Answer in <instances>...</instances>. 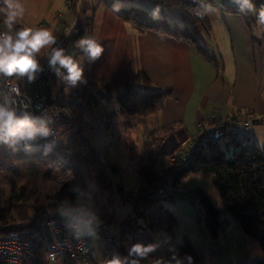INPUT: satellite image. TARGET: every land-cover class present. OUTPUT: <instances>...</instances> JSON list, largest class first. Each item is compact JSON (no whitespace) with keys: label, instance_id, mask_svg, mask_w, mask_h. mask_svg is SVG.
<instances>
[{"label":"crops","instance_id":"1","mask_svg":"<svg viewBox=\"0 0 264 264\" xmlns=\"http://www.w3.org/2000/svg\"><path fill=\"white\" fill-rule=\"evenodd\" d=\"M55 1L41 0L36 4L46 11L47 8L56 11L50 21L45 18L34 21L23 18L17 22L20 28L31 27L34 30L44 22L47 25L43 28L53 35H65L66 29L69 30L75 23L72 5L76 10L79 8L73 0H63V6L59 2L55 4ZM88 1L90 5L94 0ZM219 1L229 3V0ZM22 3L25 4L24 0ZM61 7L63 10H59ZM142 7L152 13L150 3H143ZM218 10V15L207 16L211 28L206 34L199 24H189L191 31L207 52L217 58V62L202 55L186 41L153 30H136L103 3L97 5L94 18H91L89 36H97L105 51L95 62H90L84 56L87 63L84 72L88 80L94 83L102 81L100 83L106 84L113 94L125 88L148 93L170 91L160 111L136 117L137 124H140V118H155L157 128L149 133L150 142L144 145V149L147 145L151 153L150 149L155 145L156 156L151 157L156 165L160 163L161 168L169 165L170 152L177 147L183 148L187 141L196 136L199 124L207 126L215 117L233 120L229 127L230 137L249 141V145L264 150V124H253L246 128L239 119H234L249 111L264 114V31L257 27L254 16ZM88 14L90 12L85 11L83 18ZM46 58V54H36L39 65ZM108 114L107 119L110 118L112 124V112ZM155 131L157 133L153 137L151 133ZM207 176L204 175L203 180L212 184V179ZM225 219L229 222V230L221 232L220 228L213 239L199 227L197 221L194 223L189 219L188 230L181 238L182 242L185 237L190 242L192 249L189 254L194 257V264H257L264 261V251L260 246L241 233L234 219ZM137 224L132 241L145 243L144 235L150 234L147 229H141L137 234L140 227ZM234 235L238 239L235 245L229 240ZM180 244L176 247L177 253L184 258L185 254L179 251ZM227 245L229 255L224 257L221 249ZM40 260V264H63L60 259L49 262L44 257ZM184 264H187V260Z\"/></svg>","mask_w":264,"mask_h":264},{"label":"trees","instance_id":"2","mask_svg":"<svg viewBox=\"0 0 264 264\" xmlns=\"http://www.w3.org/2000/svg\"><path fill=\"white\" fill-rule=\"evenodd\" d=\"M83 1L86 2L87 0ZM112 2L113 0H94L90 5L81 6L78 10L72 5L75 13V23L67 30L65 35L57 37L63 41V46L66 47L68 45L73 50L82 51L76 47V42L83 36H89L94 10L98 4L103 3L116 16L131 24L136 30L141 32L153 30L177 40L186 41L202 55L217 62V58L207 52L189 27V24H199L205 34L211 28L209 18L207 16L203 19L198 18L195 15V10L202 4L211 3L223 12L255 17L253 13L245 14L239 12L238 7L230 2L222 3L220 1L217 2V0H166L167 3L176 4L180 8L184 18V24L180 25L168 23L161 16L158 19H153L149 11L137 5L119 7V10L116 11ZM254 4L258 11L261 7H264V0H254ZM85 11H89L90 14L84 19ZM0 24L6 28L3 25L2 15H0ZM41 24H43V27L47 25L44 22ZM43 27L42 29H45ZM20 29V25L17 23L14 25L12 33ZM17 79L23 90L26 86H30L33 83V81H28L27 76L17 77ZM55 83L56 77L54 74L51 95L57 96L63 93V88L55 90L53 88ZM93 86V92L85 87L81 89L87 96L89 107L98 104L95 94L104 100L102 106L113 98L120 113L125 116L136 115L144 117L155 114L162 109L166 97L170 95V91L148 93L131 88H125L122 92L113 94L104 83ZM104 114L106 117L109 115L106 112ZM222 119L215 117L210 124L222 121ZM234 119L236 118L234 117ZM230 120L233 121L232 119ZM105 124L111 126L110 118L106 120ZM230 126L225 124V132L219 139H199L198 134L201 129L208 127V125L201 126L199 124L200 129L197 131L196 136L187 141L185 145L192 143L191 141L195 142V149L192 152L191 159L179 167L168 165L166 168H156L155 160L151 157L146 145L142 155V161L144 162L138 168L139 185L136 188L138 192L133 200V207L138 208L136 211L138 216L143 215L150 204L159 198L158 196H152L150 192V189L159 178H163L171 185L180 186L181 180L189 174L210 175L212 187L219 196L222 209L215 207L205 190L198 187L197 197L201 211L202 229L210 236L216 237L221 228L219 214L223 211L228 212L241 233L256 242L261 250L264 251V150L249 145V141L243 144V141L230 137ZM156 133L157 131L151 134L154 137ZM72 137V140L66 142L68 146L65 147L73 155L75 153L77 159L85 157V155H81L82 151L84 149L88 152L93 146L92 143L81 134ZM221 139H223V144L220 143ZM20 145L9 146L0 142V225L7 230L20 229L21 226L28 223L42 209L48 208L58 201L53 196V182H55V169L63 168L62 161L64 157H61L55 148L49 146L24 149L23 143ZM63 145L64 143H61L59 146ZM112 170L114 171L115 167H112ZM104 185L110 186L108 181L103 182L102 187ZM131 189L133 188L124 189L122 185H116V190L119 194ZM161 197L172 199L173 195ZM81 201L82 199L79 198L75 204H81L78 203ZM102 209V206H98V211H96L99 219L108 214L111 218L114 217L112 211ZM127 216L120 218L122 228L120 255L122 257H126L129 248L135 244L132 241V237L135 235L136 225H138L131 223L132 218ZM175 222L174 216L170 215L165 228L166 237L172 235ZM191 249L192 246L185 237L179 245V251L181 254H189ZM40 259L39 264L42 261ZM257 264H264V261Z\"/></svg>","mask_w":264,"mask_h":264},{"label":"rangeland","instance_id":"3","mask_svg":"<svg viewBox=\"0 0 264 264\" xmlns=\"http://www.w3.org/2000/svg\"><path fill=\"white\" fill-rule=\"evenodd\" d=\"M38 1L41 0H24L26 4H24L26 11L23 18L33 21L39 18H45L46 20L50 21L56 11L51 8H47L46 11L42 7H37L36 4L38 3ZM73 1L75 3L77 2L78 8H80L81 5L88 6L90 3L88 0L86 2H84L83 0ZM58 2L60 6H63V0H57L55 1V4H57ZM143 3H150L153 6V9L157 5H159L161 8L159 16L165 18L168 23H177L180 25L184 24V18L182 16L180 8L176 4L167 3L166 0H145L144 2H139L137 0H113L112 2L113 5H119L120 7H126L129 5H137L139 7H142ZM59 10H63V8ZM53 11L54 13H52ZM95 12L96 8L94 10V15ZM55 37L59 36L55 35ZM48 49L49 47L41 49V51L37 54H46L47 56H49ZM65 50L66 55H73L74 59L81 62V66L83 67V69L85 68V66H87L82 51L73 50V48H70L68 45L65 47ZM55 77L56 83L55 85H53V88L55 90H59L62 84L61 87L65 92V83L61 81L56 75ZM85 78L87 79L86 85L80 84L77 87L70 88L69 91L66 92L72 93V91H78L83 96L79 94L82 97V101L78 103L74 102L73 100L71 108L67 107L68 109L70 108L68 111L70 112L71 119L70 122L62 129L63 132L58 141V144L64 143V145L61 147L57 145L54 147L51 146V148H55V150L58 151L57 153L61 155V157L64 156L62 153L70 155V159L64 156L65 158H67V161H64L63 159V166L65 164H68L70 160L72 161L74 159L73 164L76 167L72 165L74 167L71 170H67L66 167L56 169L55 182H53V196L57 198L58 201L48 207L49 212H56L62 206L75 207L77 205L81 206L82 204L88 208H91L95 212L98 211V206H102L104 210H112V205H114V203L111 202L113 201L114 195H117L118 204L121 206V209L119 211V216L115 212L112 213L114 217L122 218L128 215L130 218H136V211L138 210V208H134L133 204L122 206L124 204L122 203L121 194H119V192H117L118 194H114V189H116L117 184L122 185L125 189L131 187L133 189H136L138 187V167L144 162L142 161V155L144 145L150 142V138L148 137L149 133L153 129L157 128L155 127V118L154 116H151L148 120H144L145 118L139 117L141 119V122L140 124H137L136 117L138 118V116H125L120 113L117 103L113 98L107 104H103V106H100L98 102V104L89 107L90 104L86 99L87 96L81 91V89L85 87L86 89H89L93 92V85H100V82L102 81L94 83L93 81H91V79L88 80L86 76ZM95 97L97 99L96 94ZM53 101L58 102L59 99L55 98ZM108 111L112 112L111 126H107L105 124L108 117H106L104 113H110ZM77 134H81L89 139L93 145L88 150V152L83 149L81 155H85V157H79L76 153V155L80 159H77L75 153L73 155L72 152L68 148H66L68 146L66 142L72 140V136H76ZM67 136L69 137V140L66 138ZM162 141L163 139L161 140V143ZM220 143L223 144V139L220 140ZM171 144L172 146L174 145L172 141ZM179 148L180 147H177L176 149ZM60 150L62 151V153L60 152ZM150 152L151 156H156L157 150L155 145L151 147ZM172 152H170L169 154V159ZM158 158L160 159V156H158ZM159 164L160 163L156 165L155 163L156 168L158 169L161 168ZM113 166L116 167L114 171L112 170ZM166 167H168V165L162 168ZM58 177H60L61 179H59ZM203 177L204 174L187 175L180 182V186L182 188V191L180 193H173V199H165L163 197H159L157 200L153 201L150 204L143 215H139L134 221L135 223L137 221V223L140 224L137 234H139L141 229H147V232L150 234L144 235L145 243L143 244H159V248L157 249V251L151 253L148 259L141 261L143 264H151L152 260L161 257L170 259L172 255V253L169 251L170 248H174L177 252L176 247L182 242V234L186 232V230H188L187 227L190 224L189 219H192V221L195 223L198 218L200 219L201 216L200 205L198 203L197 197L198 187L205 190L206 194L211 198L215 207H217L218 209H222L219 196L213 189L211 182L207 183L203 180ZM207 177L211 178V176L209 175ZM105 181L109 182V187H107L106 185L102 187L103 182ZM93 185L95 186L93 187ZM72 188H79L84 193V195L81 196L80 193L71 191L70 189ZM79 198L82 199L81 202H78L81 204H75L76 200ZM85 199L87 202L86 204ZM171 214L175 217L177 223L173 227L174 230L172 229V237L168 238L165 235V228ZM108 216L110 217L109 214ZM225 217H227L231 221L233 220L230 213L224 211L221 212L219 214L221 232H226L230 228L229 222L225 219ZM213 238L214 237H212L211 239ZM229 240L232 241L233 245H235V242L238 239L234 235ZM98 248L100 249V242ZM221 250L224 257L229 255V245L223 247ZM44 257V254H41V258Z\"/></svg>","mask_w":264,"mask_h":264},{"label":"built area","instance_id":"4","mask_svg":"<svg viewBox=\"0 0 264 264\" xmlns=\"http://www.w3.org/2000/svg\"><path fill=\"white\" fill-rule=\"evenodd\" d=\"M43 24L39 25L34 30L42 29ZM7 31L6 28L0 24V32ZM13 36L15 33H11ZM52 48H63V41L56 37V43L49 47L48 53L50 55ZM66 54V50H65ZM48 57L44 63L40 65V71L37 72L36 78L33 80L32 85L23 88L20 87L17 77L6 78L0 77V92H7L8 86L13 85L19 89V94H13L16 101L13 105L17 109L19 115L22 111L27 110L34 117L43 118L49 122V127L52 129V135L47 138H37L29 142L30 148L25 144L24 149H33L40 146H59L58 141L62 135V129L70 122L71 116L68 111L74 102H81L83 96L78 91L69 93L63 92L59 95H51V86L53 83L54 72L48 63ZM81 96H80V95ZM97 96V95H96ZM58 98V102L53 100ZM97 100L102 106L103 99L97 96ZM67 107H70L69 109ZM240 120L244 127L248 128L253 124H264V115H254L251 112L240 114L235 117ZM233 121L229 119H222V121L213 122L207 128H202L198 134L199 139H219L225 132V124L232 125ZM70 134V133H69ZM69 138L68 136L66 137ZM69 140V139H68ZM192 143L184 146L183 148L175 149L170 155V165L177 167L183 163L189 162L195 144ZM246 141H243L245 144ZM60 149V148H59ZM62 153V151L60 150ZM68 159L70 155L62 153ZM63 156V157H64ZM64 157V161H67ZM74 159L65 164L67 170L73 169ZM74 165V166H72ZM76 167V166H75ZM56 171V169H55ZM61 179L60 177H58ZM57 179V177H56ZM181 186L171 185L163 178L155 183L150 189L152 196H166L173 195V193H180ZM138 190L131 189L122 192V206L133 204ZM114 194H118L114 189ZM114 203L112 212L119 216L121 206L118 204L117 195H114ZM79 207V205L75 206ZM132 218L130 221L137 219ZM114 219V220H113ZM100 220L97 226V237L83 236L77 239L74 234L66 227V220L62 217L59 211L49 212V208H44L33 216L28 223L21 226L20 229L7 230L0 225V264H39L41 254L47 257L50 252L56 253V261L60 259L63 264H108V261L113 256H120L121 247V225L120 217H109L105 215ZM197 223L202 225L201 219L198 218ZM98 243H97V240ZM100 242V249L98 248ZM98 244V246H97ZM102 247V248H101ZM87 249V251H85ZM49 261V260H48ZM52 262V261H49Z\"/></svg>","mask_w":264,"mask_h":264},{"label":"clouds","instance_id":"5","mask_svg":"<svg viewBox=\"0 0 264 264\" xmlns=\"http://www.w3.org/2000/svg\"><path fill=\"white\" fill-rule=\"evenodd\" d=\"M219 2V0H217ZM238 7L241 13H253L258 28L264 31V7L256 10L254 0H229ZM119 5H114V10H119ZM25 7L22 0H0V15L3 17V25L7 31L0 32V77L13 78L27 76L29 82L36 78L40 65L36 59V54L56 43V37L48 29L33 30L31 27H24L15 32L12 30L18 21L25 15ZM161 8L157 5L151 13L153 19L159 18ZM212 14H219V10L213 4H202L195 10V15L203 19ZM76 47L82 50L84 56L90 61L95 62L105 51L100 39L93 36H83L76 42ZM48 63L55 75L65 83V92L70 88L80 84H87L84 69L81 62L74 59L73 55H66L63 48H52L48 57ZM13 94H19V89L9 85L7 92H0V142L9 146L25 144L30 148L31 141L37 138H47L52 135L49 122L43 118L34 117L27 110L19 115L13 106L16 101ZM95 185H93L94 187ZM71 191L84 193L79 188H72ZM90 195V194H89ZM60 215L66 220V227L79 239L87 236L97 237V226L100 220L95 211L86 206L79 207H60ZM158 243L133 244L128 255L124 258L116 255L108 261V264H141L142 260L148 259L150 254L157 251ZM87 251V249H85ZM172 253L170 259L163 257L151 261V264H194V257L185 254L181 258L174 248H170ZM47 260L55 262L56 253L47 254Z\"/></svg>","mask_w":264,"mask_h":264}]
</instances>
